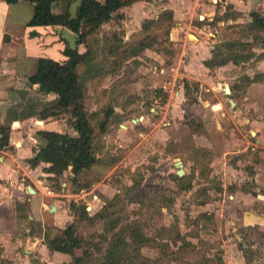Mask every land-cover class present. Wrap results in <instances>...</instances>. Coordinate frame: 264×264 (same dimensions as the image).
Here are the masks:
<instances>
[{"label": "rangeland", "instance_id": "1", "mask_svg": "<svg viewBox=\"0 0 264 264\" xmlns=\"http://www.w3.org/2000/svg\"><path fill=\"white\" fill-rule=\"evenodd\" d=\"M66 1L58 2L74 15L81 0ZM151 3L124 6L122 17L88 36L93 59L78 70L96 158L79 175L81 190L70 167L52 158L46 181L54 192L72 193L59 197L64 205H86L89 218L69 212L94 262L122 226L137 225L145 244L137 252L120 244L128 257L117 264H264V31L248 24L251 11L264 16V0L218 1L214 23L200 25L202 36H214L199 51L220 46L210 64L212 56L190 61L188 47L171 37L167 10ZM56 27L50 33L71 43L74 33ZM21 94L27 103L18 110L34 115V130L42 118L54 123L52 139L36 134L37 144L52 142L59 153L75 135L69 110H54L55 95L37 85Z\"/></svg>", "mask_w": 264, "mask_h": 264}, {"label": "crops", "instance_id": "2", "mask_svg": "<svg viewBox=\"0 0 264 264\" xmlns=\"http://www.w3.org/2000/svg\"><path fill=\"white\" fill-rule=\"evenodd\" d=\"M218 1L221 0H152L150 7L171 12L174 22L171 37L188 47L193 62L211 56V49H199L210 38L208 35L214 34L209 30L206 39L200 25L214 23ZM61 3H53L52 9L62 12ZM141 3L147 1L139 0L131 5ZM198 11L204 14L203 19L201 14L197 15ZM33 16L34 6L28 1L9 3L0 0V129L8 133L7 144L2 143L0 134V264H73L72 255L51 250L47 244L58 233H50L46 225H52L60 232L73 217L69 206L59 199L72 193L65 194L64 189L60 193L54 192L46 181V177L52 175V171H47L50 162L52 164L49 159L59 160L61 155L50 150L52 142L46 146L37 144L36 134L43 139H52L54 123L44 118L38 121L42 123L38 129L46 133L42 134L30 126L31 122H36L34 115L29 112L23 116L18 110L27 103L21 93L35 89L36 85L39 90L40 83L35 77L37 58L44 56L57 60L55 52L57 56L62 54L67 39L64 35L56 38L50 33L56 26L29 25ZM196 19L202 21L198 23ZM189 36L193 39H189L187 45ZM40 149H44L43 155L36 165H32L30 159ZM41 164L46 167L44 171H38ZM18 205L22 207L19 209Z\"/></svg>", "mask_w": 264, "mask_h": 264}, {"label": "trees", "instance_id": "3", "mask_svg": "<svg viewBox=\"0 0 264 264\" xmlns=\"http://www.w3.org/2000/svg\"><path fill=\"white\" fill-rule=\"evenodd\" d=\"M5 1L15 3L19 0ZM25 1L30 2L34 6V16L30 20L29 25L37 23L44 26H61L74 33L73 42L65 41L62 51L64 59L62 61L44 56L37 58L35 77L40 83L39 90L41 92L55 95V100L52 102L54 110L58 107L69 110L70 119L68 122L75 131V135L65 147L60 149L61 159L57 160V164L70 167L72 183L78 191L84 187L79 181V175L89 169L96 158L92 152L96 132L83 109L85 88L78 67L81 64L90 66V62L93 59L92 50L87 44L88 36L95 33L103 23L110 21L114 16L122 17V8L139 0H81L74 15L68 9L58 13L52 9L53 3L62 0ZM166 12L172 18L171 12ZM250 16L252 20L248 24L264 31V16L257 11H251ZM82 45L84 50H80ZM219 47V45H216L211 50L212 57L210 61H207V63L209 62L208 64L212 63L218 55ZM229 59L237 61L236 56ZM253 81L261 80L254 79ZM51 115H55V113L53 112ZM103 127L104 125L101 123L99 127L100 133L103 131ZM0 134L2 143L7 144V131L0 129ZM43 152L44 149L38 150L35 156L30 159L32 165L38 163ZM50 169L48 168L47 171H51ZM175 178L179 181L183 180V177L178 175ZM21 207L22 205H18L19 209ZM69 210L75 217L80 219L90 217L84 203L71 200ZM137 227V225L122 226L117 232L118 236L106 248L107 252H105V256L99 263L91 259L92 255L89 247H87V242L76 233L73 223H69L64 230L60 231L61 235L50 238L47 244L51 250L72 255L73 264H117L118 259L128 257L125 252L123 253L125 249H122L120 244L133 247L131 249L133 252H137L139 247L145 244V236L138 231ZM129 230L132 244L124 240V233ZM78 249H81V255L75 254Z\"/></svg>", "mask_w": 264, "mask_h": 264}, {"label": "water", "instance_id": "4", "mask_svg": "<svg viewBox=\"0 0 264 264\" xmlns=\"http://www.w3.org/2000/svg\"><path fill=\"white\" fill-rule=\"evenodd\" d=\"M201 18H203L202 16H201ZM224 92H225V94H229L230 93V87L228 86V85H225V87H224ZM17 122H15V124H16ZM175 165L178 167V171H177V175L178 176H182V174H183V170H182V163H181V161L180 160H177L176 162H175ZM29 190L32 192L33 190H31L30 188H29ZM51 210H54V206L53 205H51Z\"/></svg>", "mask_w": 264, "mask_h": 264}, {"label": "bare ground", "instance_id": "5", "mask_svg": "<svg viewBox=\"0 0 264 264\" xmlns=\"http://www.w3.org/2000/svg\"><path fill=\"white\" fill-rule=\"evenodd\" d=\"M203 19V18H202Z\"/></svg>", "mask_w": 264, "mask_h": 264}]
</instances>
